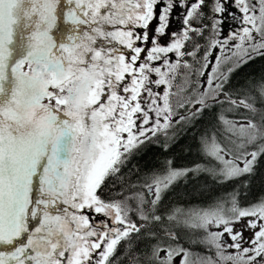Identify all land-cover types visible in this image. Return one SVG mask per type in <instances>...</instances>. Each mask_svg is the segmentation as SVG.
Instances as JSON below:
<instances>
[{
    "label": "snow or ice",
    "instance_id": "obj_1",
    "mask_svg": "<svg viewBox=\"0 0 264 264\" xmlns=\"http://www.w3.org/2000/svg\"><path fill=\"white\" fill-rule=\"evenodd\" d=\"M230 2L0 0V264H264V200L164 208L177 183L242 181L264 158V77L230 83L264 57V0H234L242 25L223 35ZM205 113L216 167L166 157L145 179L125 175Z\"/></svg>",
    "mask_w": 264,
    "mask_h": 264
},
{
    "label": "trees",
    "instance_id": "obj_2",
    "mask_svg": "<svg viewBox=\"0 0 264 264\" xmlns=\"http://www.w3.org/2000/svg\"><path fill=\"white\" fill-rule=\"evenodd\" d=\"M228 9L229 12L223 23L224 27L225 25L226 27L230 25L231 15L234 14L236 9L239 10L234 0L228 4ZM207 11L208 9L206 8L205 12ZM176 17L180 20L179 16ZM178 26L180 29L181 24ZM207 36L208 33L205 32L204 38L197 37L198 42L202 46L207 45ZM262 77H264V57L256 56L248 61L241 71L233 75L230 82L231 87L246 88L250 82L259 81ZM212 123L213 118L205 113L204 117L194 122L193 126L180 131L178 142L167 152L158 143H153L155 147L154 149L152 148V156L149 157L150 147L146 145L131 158L125 169V175L130 177L133 182L145 179L148 174L163 163L166 157L174 158L176 164L180 166L199 164L201 167L206 166L209 169L216 167L218 162L204 155L200 145L201 135L212 130ZM139 157L143 159L140 161ZM242 184L246 185V187H242ZM111 188L112 184L109 182L101 193L104 199H108L110 195L114 194L110 192ZM234 191L240 193L241 206L252 205L264 200V158L257 161L253 174L244 177L242 181L234 180L230 183H221L207 173L183 180L169 190L164 200V208L169 210L175 208L188 209L191 207L202 208L216 199H227ZM94 217H98L97 214L94 213ZM184 243L185 247H191L194 252L204 254L202 247L189 243L188 236H184Z\"/></svg>",
    "mask_w": 264,
    "mask_h": 264
},
{
    "label": "rangeland",
    "instance_id": "obj_3",
    "mask_svg": "<svg viewBox=\"0 0 264 264\" xmlns=\"http://www.w3.org/2000/svg\"><path fill=\"white\" fill-rule=\"evenodd\" d=\"M240 17H241V13L239 12V10L236 9L235 12H234V14L231 15V19L232 20H231L230 25L227 26V27H226V25H225V27L222 26V33H223V35H228L229 33L235 32V31H237L241 27L242 22H241ZM179 22H180V20L176 16H174L173 19H172V22H171V27L169 29V32L178 31L179 30V26L178 25L180 24ZM168 42L169 41H168L167 38H165L162 41L163 44H167ZM216 54L217 55H221V53H219L218 51H217ZM161 91H162V89H161ZM91 219L93 221H94V219L96 221H99L100 219H104V218L101 217V216H98V217H91ZM252 235H253L252 231L245 230L244 236H247V237H245L246 239L251 238Z\"/></svg>",
    "mask_w": 264,
    "mask_h": 264
},
{
    "label": "flooded vegetation",
    "instance_id": "obj_4",
    "mask_svg": "<svg viewBox=\"0 0 264 264\" xmlns=\"http://www.w3.org/2000/svg\"><path fill=\"white\" fill-rule=\"evenodd\" d=\"M62 5H63V7L66 9L69 5L67 4V0H62ZM68 27H70L69 25H65V24H63V22H61V28L62 29H67ZM153 146V147H152ZM149 147H150V149H149V152H148V156L149 157H151L152 156V152H153V149H154V147H155V144H152V145H149ZM153 148V149H152ZM151 150V151H150ZM171 150V149H170ZM140 159V161L143 159V158H141V157H139ZM218 162V161H217ZM218 164H219V162H218ZM230 183V182H229ZM204 204V203H203ZM203 204H200V205H203ZM209 205V204H208ZM208 205H206V206H208ZM203 207H205V205L203 206ZM191 208H194V207H191ZM188 209H190V208H188ZM89 215L91 216V217H94V213H89ZM93 222H96V220L94 219V221ZM245 232V231H244ZM245 237H247V236H245Z\"/></svg>",
    "mask_w": 264,
    "mask_h": 264
},
{
    "label": "water",
    "instance_id": "obj_5",
    "mask_svg": "<svg viewBox=\"0 0 264 264\" xmlns=\"http://www.w3.org/2000/svg\"><path fill=\"white\" fill-rule=\"evenodd\" d=\"M33 223H35V222H33Z\"/></svg>",
    "mask_w": 264,
    "mask_h": 264
}]
</instances>
